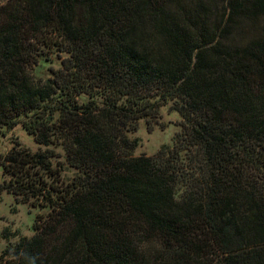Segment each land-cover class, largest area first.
Returning <instances> with one entry per match:
<instances>
[{"label":"trees","instance_id":"16d2710c","mask_svg":"<svg viewBox=\"0 0 264 264\" xmlns=\"http://www.w3.org/2000/svg\"><path fill=\"white\" fill-rule=\"evenodd\" d=\"M238 16L264 0L0 7V133L21 125L46 148L5 155L3 187L50 209L9 264H264V36L223 44ZM169 104L173 147L134 157L126 134ZM53 146L77 173L54 201L18 181L30 160L54 175Z\"/></svg>","mask_w":264,"mask_h":264},{"label":"rangeland","instance_id":"374dc122","mask_svg":"<svg viewBox=\"0 0 264 264\" xmlns=\"http://www.w3.org/2000/svg\"><path fill=\"white\" fill-rule=\"evenodd\" d=\"M9 0H0V7L6 4ZM219 15H222V5H218ZM226 17L228 12H224ZM264 36V16H258L253 23L248 22L243 17H232L228 26V35L222 40L223 44L230 46H241L250 39ZM52 62H55L52 53L47 54ZM49 68H58L57 64H49ZM35 70L33 76L47 77L46 67ZM181 118L178 113L171 110V106L166 105L161 107L159 113L154 119L141 120L138 124V129L134 132L126 134L129 141H134L137 144L134 157L138 156H153L161 148L173 147V139L180 130ZM57 154V158L48 163L50 170L54 173L52 176H47L41 169L36 168L34 160H30V164L26 166V176L24 172L19 176L26 182L34 183L35 188L45 190L52 201L56 200L58 195H63L61 191L70 189L73 178L77 173L69 168L64 161V153L59 146L49 148ZM46 148L39 147L33 137L25 132L21 125H17L12 130L5 132V135L0 133V164L5 155L11 152H25L34 154L37 151H45ZM28 170V171H27ZM10 175L5 174L0 165V264H9L13 260V251L16 246L23 240H27L34 235L33 224L37 218L38 224H43L47 220L50 209L47 200L33 198L32 196L15 198L7 193L3 186H7ZM33 181V182H32ZM5 184V185H4ZM58 191V193L54 192ZM57 195V196H56Z\"/></svg>","mask_w":264,"mask_h":264}]
</instances>
